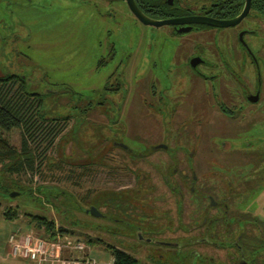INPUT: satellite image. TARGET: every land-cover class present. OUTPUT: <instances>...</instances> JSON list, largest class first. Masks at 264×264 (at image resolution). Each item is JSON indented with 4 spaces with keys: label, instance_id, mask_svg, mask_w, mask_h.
Segmentation results:
<instances>
[{
    "label": "flooded vegetation",
    "instance_id": "obj_1",
    "mask_svg": "<svg viewBox=\"0 0 264 264\" xmlns=\"http://www.w3.org/2000/svg\"><path fill=\"white\" fill-rule=\"evenodd\" d=\"M81 1L124 4L165 51L154 64L158 77L128 82L122 106L95 108L97 124L118 123L115 115L125 129L99 147L109 165L93 169L128 181L111 193L122 201L115 216L99 217L121 225L122 235L135 227L143 242L175 244L207 264H264V0ZM132 1L161 25L141 22ZM137 111L158 121L154 135L132 133L128 116Z\"/></svg>",
    "mask_w": 264,
    "mask_h": 264
},
{
    "label": "rangeland",
    "instance_id": "obj_2",
    "mask_svg": "<svg viewBox=\"0 0 264 264\" xmlns=\"http://www.w3.org/2000/svg\"><path fill=\"white\" fill-rule=\"evenodd\" d=\"M17 1L0 0V78H24L27 91L42 99L43 117L66 127L48 149L47 141L32 146L35 155L46 156L37 157L33 169L13 173L10 167L15 159H0V215L14 208L23 220L46 217L55 223V229L68 230L73 240L99 251L108 250L106 244L113 245L137 258L140 264H207L184 248L143 242L133 230L135 227L124 232L128 237L125 241L121 225L87 214L96 208L113 215L117 203H121L118 208L122 207L121 199L112 198L111 193L122 190L128 181L120 176L112 180L108 172L93 166L109 165L99 147L107 136L125 127L122 118L115 115L118 123L106 124L105 118L97 124L93 116L99 102L107 103L99 105L101 109L112 102L122 106L131 96L128 82L159 76L160 69L154 64L165 51L154 31L136 21L122 3L109 6L80 0H46L32 4L22 0L24 4L20 5ZM121 61L124 64L117 67ZM127 61L134 69L124 68ZM138 101L136 97L135 111ZM128 117L132 133L142 135L141 131H146L154 135L158 129L153 116L143 117L137 111ZM0 137L20 151L19 130L0 129ZM16 224L22 235L32 232L49 239L38 225L30 228L20 220ZM0 225V233L6 231L7 224ZM116 230L120 233L116 234ZM167 231L172 232L171 228ZM154 234L157 231L151 235L175 240L185 237L181 232ZM144 235L149 236V231Z\"/></svg>",
    "mask_w": 264,
    "mask_h": 264
},
{
    "label": "trees",
    "instance_id": "obj_3",
    "mask_svg": "<svg viewBox=\"0 0 264 264\" xmlns=\"http://www.w3.org/2000/svg\"><path fill=\"white\" fill-rule=\"evenodd\" d=\"M41 106L40 95L27 91L24 78L17 75L0 78V129L5 132L19 130L21 134L20 151L0 137V159H15V164L10 167L13 173L21 174L27 167L33 169L38 156L35 155L32 146L47 141L45 149H48L66 127V124L62 125L58 121L55 122L56 120L44 118L41 114ZM39 157L46 159V156L42 154ZM18 215V210L14 208L5 211V217L8 220H14ZM33 220L40 227H44L49 238L55 236L56 229L53 221L41 216H33ZM60 231L66 233V230L61 228ZM108 247L115 256L114 264H140L139 260L130 254Z\"/></svg>",
    "mask_w": 264,
    "mask_h": 264
},
{
    "label": "built area",
    "instance_id": "obj_4",
    "mask_svg": "<svg viewBox=\"0 0 264 264\" xmlns=\"http://www.w3.org/2000/svg\"><path fill=\"white\" fill-rule=\"evenodd\" d=\"M9 256L32 264H80V260L64 259L67 251L83 254L84 264H96L88 253V245L73 240L59 229L55 230L52 239H45L32 232L23 235H12L9 239Z\"/></svg>",
    "mask_w": 264,
    "mask_h": 264
},
{
    "label": "crops",
    "instance_id": "obj_5",
    "mask_svg": "<svg viewBox=\"0 0 264 264\" xmlns=\"http://www.w3.org/2000/svg\"><path fill=\"white\" fill-rule=\"evenodd\" d=\"M7 209H5L4 211H2V215H0V223L7 224L6 227V231L2 230V233H0V264H32L30 262H26L23 260H18V259H13L9 256V239L12 235H22V233L17 229V224L16 222L18 220L22 221L23 223H27L30 224L31 226H29L30 228H32L35 225H38V223L36 221H34L33 219L29 220H23V218H21L20 216H18L16 219L14 220H8L5 217V211ZM1 226V225H0ZM39 226V225H38ZM3 227V226H1ZM40 227V226H39ZM40 228H44V227H40ZM68 230H66L67 232ZM69 231L67 234L70 237H73ZM53 237L49 238L52 239ZM106 249L112 251L111 249H109L108 245H105ZM88 253L89 255L96 260V264H114L115 263V256L113 255V252H108V250H95L92 249L91 247L88 246ZM111 253V254H109ZM83 257V254L80 253H76V252H65L64 254V259L67 260H80V264H84V262L81 260ZM137 259V258H136Z\"/></svg>",
    "mask_w": 264,
    "mask_h": 264
},
{
    "label": "water",
    "instance_id": "obj_6",
    "mask_svg": "<svg viewBox=\"0 0 264 264\" xmlns=\"http://www.w3.org/2000/svg\"><path fill=\"white\" fill-rule=\"evenodd\" d=\"M130 7H131L132 12L135 14V16H136L141 22H143L144 24H146V25H156V26L161 25V23L156 22V21L150 19L149 17H147V16H146V15H145L140 9L137 8L136 4H135L133 1L130 3ZM194 21H196V22H206V23H209V24L220 25V26H224V25H226V24H224V23H217V22L209 21V20H206V19H203V18L196 19V20H194ZM14 197H15V194L12 195V198H14ZM89 213H90L92 216H94V217H99V216H101V212H100L98 209H96V208H91V209L89 210ZM140 237H141V234H140ZM162 244H163V245H168V246H170V245H172V246L175 245V244H168V243H162Z\"/></svg>",
    "mask_w": 264,
    "mask_h": 264
}]
</instances>
